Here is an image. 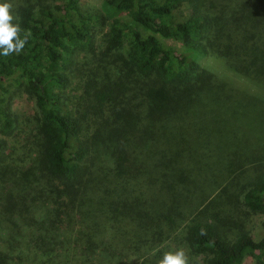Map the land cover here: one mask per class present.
Returning <instances> with one entry per match:
<instances>
[{"label":"trees","instance_id":"trees-1","mask_svg":"<svg viewBox=\"0 0 264 264\" xmlns=\"http://www.w3.org/2000/svg\"><path fill=\"white\" fill-rule=\"evenodd\" d=\"M10 2L31 35L0 55L2 131L11 84L37 111L22 146L0 138V264H157L174 241L264 264V0Z\"/></svg>","mask_w":264,"mask_h":264},{"label":"rangeland","instance_id":"rangeland-1","mask_svg":"<svg viewBox=\"0 0 264 264\" xmlns=\"http://www.w3.org/2000/svg\"><path fill=\"white\" fill-rule=\"evenodd\" d=\"M104 0H81L83 5L88 9L96 12L99 10L102 6ZM188 14V11L185 6H181L179 9L175 11V20H183L186 15ZM108 29V24L103 29L106 31ZM97 44L100 42V38H97ZM167 41V40H166ZM167 42H170L171 44L180 47L181 43L177 40L170 39ZM100 47V46H99ZM83 52L79 56H75V61L79 60L82 57ZM200 62L203 65H211L213 66L215 64V60L210 59L208 57H200ZM76 61V62H77ZM77 87V88H76ZM81 93L80 88L74 83L70 82L69 85H67L65 90V99L64 102L67 104V107L69 109H73L75 106V96L79 95ZM7 98V102H9V106L12 111H14L16 114L20 117V125H18V128L14 130L11 134H6L2 131V120L0 119V138L5 140V144L9 147L11 145H17L22 146L30 137V133L32 128L23 127L22 121L24 118L31 117L34 119V116L36 114L37 108L35 104V99L30 96L27 91L25 90L24 86L18 85V84H11V87L9 88V92L4 94ZM258 121H264V115H257ZM25 128V129H24ZM263 217L264 215L262 213L252 214L251 221L249 222V230L251 231L253 237L257 240L261 239L264 235V227H263ZM178 241L171 242L169 244L170 249H175L178 247L177 243ZM168 251V250H167ZM239 264H255V258L251 254L245 255L243 261Z\"/></svg>","mask_w":264,"mask_h":264},{"label":"clouds","instance_id":"clouds-1","mask_svg":"<svg viewBox=\"0 0 264 264\" xmlns=\"http://www.w3.org/2000/svg\"><path fill=\"white\" fill-rule=\"evenodd\" d=\"M12 9L10 0H0V55L5 57L13 53L19 54L31 35L30 32H24L23 37L21 36L19 17ZM157 264H192V260L189 251L181 246L164 252Z\"/></svg>","mask_w":264,"mask_h":264}]
</instances>
